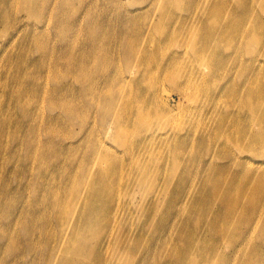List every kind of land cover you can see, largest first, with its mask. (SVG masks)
<instances>
[{"label":"rangeland","instance_id":"1","mask_svg":"<svg viewBox=\"0 0 264 264\" xmlns=\"http://www.w3.org/2000/svg\"><path fill=\"white\" fill-rule=\"evenodd\" d=\"M232 2L221 0L220 3L229 5ZM205 3H209L207 9H204ZM252 3L255 5V0ZM215 7H220L217 0H0V211L6 207L2 199L7 203L15 202L12 217L8 212V218L2 220L0 217V240L6 228L13 231L6 250H0V263L39 264L33 252L19 250L29 238L21 227L23 221L29 224L26 226L31 230L30 240L34 242L36 252H41L44 246L60 244L62 223L55 219L48 202L51 194L59 195L63 191L58 213L76 208L75 203L66 200L73 188L69 177L76 178L86 171L94 176L102 170L100 164L105 162L113 167L109 171L122 173L126 178L130 171H136L134 167H124L136 163L138 159H133L134 156L140 158L142 154L143 158L139 159L142 161L147 152L151 157L150 151L156 153L147 161L150 165L147 173L157 175L159 185H151L149 198L154 203L148 204L153 206L158 221L167 214L166 224L170 219V225L175 226L170 231L168 225L163 226L166 232L163 234L159 233V227L151 229L145 216L137 217L145 204L139 201L144 187L137 185L131 197L128 196L130 187L119 179L114 203H102L95 210L93 231H99L107 221L105 231L113 233L122 216L130 212L124 231L130 234L136 228L133 237L139 244H136V252L125 249L124 256L134 260L133 264H202L206 249L210 262L205 264H216L217 252L225 254L226 259H233L232 253L241 249L240 253L249 247L250 241H256L264 248L263 218L256 231L241 237L244 239L242 246L237 243L232 246L230 237L222 239L216 234L220 227H224L223 232L242 227L243 217H227L226 209L230 208L231 213L250 211L248 203L225 206L230 197L235 199L237 195V189L233 187L217 185L223 186L218 188L222 192L228 189V193L220 194L221 199L215 198L213 203H190L187 199L181 203L182 198L171 205L166 201L162 202L165 206L161 203L166 199L160 190L163 180L186 178L184 170L187 168L192 181L198 183L202 177L215 172V162L228 164L236 157L254 164L261 161L262 172L256 185L259 184L264 192V154H260L264 150L263 143L256 144L253 149L245 143L246 149L253 153L240 152L235 146L236 153L230 151L233 145L228 133H222L218 142L223 143L224 150L230 151H225L230 156L219 159L217 154H211L216 142L210 151L201 148L199 129L187 121L194 118L198 123V116L206 117L209 111H201L205 106L196 99L199 97L197 89L189 88L192 78L205 79L200 90L202 100L220 91L222 98H226L225 88L242 89L251 77L246 73L243 76L241 72L249 71L257 64H245L241 59L245 56L247 61L251 60L250 50L239 48L242 40L237 33L246 27L233 18L229 20L224 13L236 15V9L226 6L223 12ZM260 14L262 19L258 29L264 32V12ZM245 18L248 23H253L250 11L246 12ZM234 34H237L236 38L232 39ZM88 39L92 40L93 47L87 43ZM140 48L146 51L143 57L146 65L142 67H138L143 62L138 64L137 58ZM180 56L184 57L181 63L177 62ZM201 59L211 68H202L199 65ZM72 68L80 70L81 74L72 73ZM173 75L177 77L172 78ZM263 83L264 79L257 82L249 98L264 99ZM152 87L154 92L147 93L146 89ZM69 91L71 94L67 96ZM62 97L71 102V118L65 117L61 108L56 107L57 100ZM109 101L112 102L110 105ZM226 105L229 109L225 117L239 114V106ZM159 108H165L170 114L156 122L159 118L154 110ZM23 111H27V116L22 115ZM258 112L264 115V107ZM106 113L108 117L104 116ZM170 116L172 122H166ZM240 116L243 119H238V124L244 126L250 139L249 129L256 130L257 127L251 126L245 114L240 112ZM171 125L177 131L171 130ZM211 128H214L213 122ZM127 131L131 133L130 138ZM138 131L142 134L153 131L157 135L148 139L151 144L148 143L142 152L131 144L133 134ZM126 148L130 155L124 152ZM178 149L182 151L176 153ZM203 149L206 154L201 153ZM96 151L97 155H104L100 161L95 160ZM160 156H164L165 161L155 160ZM220 173L233 175L230 168L221 169ZM246 177L250 176L243 178ZM216 181L224 183L222 176ZM176 193L173 189L167 191L168 196ZM259 200V204L264 205V197ZM34 201L38 203H32ZM31 206L36 209L35 215L25 216L24 208ZM205 210L207 213L203 212ZM200 212H203L201 216ZM10 217L9 226L6 219ZM41 219L45 221L43 229L38 224ZM180 219L184 221L177 224ZM81 223L83 228L88 225L86 220ZM180 224L186 225L182 234L189 240L191 230L203 226L204 249L199 244L192 248L183 246L175 233ZM11 238H17L14 248L9 246ZM148 247L150 250L147 251ZM162 248L167 252H161ZM9 250L16 255L8 257ZM100 253L101 250L98 255ZM98 255L94 261L88 259L87 264H97ZM103 255L112 264L106 250ZM70 256L78 259L72 253ZM177 256L179 261L174 260Z\"/></svg>","mask_w":264,"mask_h":264},{"label":"bare ground","instance_id":"2","mask_svg":"<svg viewBox=\"0 0 264 264\" xmlns=\"http://www.w3.org/2000/svg\"><path fill=\"white\" fill-rule=\"evenodd\" d=\"M253 0H242L240 2L239 0H233V2L229 5H224L221 2V0H217V3L220 7H215L216 9H221L224 12V7L226 6H233L236 9V15L233 13H226V17L230 20L233 18V21L240 22L241 26H245L246 28L243 29V31L237 33L239 35L240 40H242V45L240 42L239 48L241 49V46L244 48H248L250 51L248 52L249 58L251 57L250 61H247L245 56L241 57L242 61L245 64H256L255 67L250 69L246 72H241L244 76L245 73L248 74L251 78L248 80V82L243 86L242 89L235 88L231 86H227L225 88V92L227 94L226 98H222V91L217 92L215 94L209 95L207 99L202 100L200 98V90H201V84L205 82V79L203 77H197L192 78L189 81V88H195L197 89L196 95L199 97H196V99L205 106L201 111L206 112V109H209L207 113V116H203V114L198 116V123L194 118H189L187 121L190 122L193 126H195L199 131L197 132V135L200 137V147L204 148L206 150H211L212 146L215 144L214 152L211 154H217L219 159L221 157H229L230 154H226L224 148L221 147L223 143L218 142V138L222 136V133H228L230 143L233 145L232 149L230 151H235V146H238V149L240 152H248L253 153V150H248L244 146L245 143H249L250 149H253L256 144L260 145L259 143H263L264 145V115L258 114V109L261 107H264V99H257V98H249L253 94L254 87L256 86L257 82L259 80L264 79V61L262 62V58H264V32L260 31L258 29L259 24L261 23L260 19L261 14L260 12H264V0H255V5L252 3ZM209 5V3H208ZM206 3L204 5V9H207L208 6ZM247 11L251 12L253 23H248L247 19L245 18V14ZM264 25V24H263ZM234 34L232 39L236 38V35ZM92 37V33L90 34V39ZM89 40V39H88ZM87 43L91 44L93 47L92 40L87 41ZM146 44V43H143ZM245 45V46H244ZM142 47V44L141 46ZM178 52V51H177ZM146 51L144 48H140L138 58V64L140 62L142 67L145 66L146 63L143 61V57L145 56ZM184 59L182 56L179 57L177 62L181 63V61ZM197 60V59H194ZM170 62V60H169ZM202 62V63H201ZM201 62L199 61V65L202 66V68L206 67L211 68V66H208L205 61L201 59ZM70 64V61H68ZM136 64V65H138ZM71 65V64H70ZM82 71V70H81ZM216 72H218V68L215 69ZM84 72V71H83ZM72 73L74 74H81L80 70H76L72 68ZM173 74V73H172ZM177 77L176 75H173L172 78ZM236 80L237 79H233ZM264 86V83L262 84ZM191 89V90H192ZM146 92L151 94L154 92V88H147ZM71 92L69 91L67 93V96H69ZM181 100H179L180 102ZM178 102V103H179ZM109 105L112 103L111 101L108 102ZM119 102L117 101L116 104ZM227 103L230 104L232 107L239 106V114L233 115L231 117H225V113L228 111L229 108L227 107ZM56 107L61 108L62 113L65 117L71 118L72 115V106L71 102H68L65 97H62L57 100ZM154 110L155 116L159 119L155 120L156 122L161 121L163 118L168 117L170 114L169 111L165 110L163 108L161 111ZM240 112L242 114H245L249 117L251 126L256 125L257 129H249L251 133L250 139L247 137L246 130L243 125L238 124V119L242 120L240 116ZM255 112V113H254ZM23 116H27V111L22 112ZM105 117H108L109 114L106 113L104 115ZM140 117V114H138V117ZM173 118L170 116L166 122H172ZM212 122L214 123V128H211ZM168 126V124H166ZM171 130H175V127L171 125ZM168 133V131H167ZM126 134L131 136L130 132H126ZM169 134V133H168ZM235 134V135H234ZM134 138L131 139L132 147L135 149H138L139 152H142L146 149V145L150 143L148 139L152 136L153 138L157 136L153 131L148 132L146 134H142L141 132H136L133 134ZM136 144V145H135ZM151 144V143H150ZM104 148V147H103ZM2 149V145L0 144V150ZM183 149V148H182ZM182 149H178L175 152L179 153L182 151ZM202 150L201 153L206 154V150ZM224 151V152H223ZM229 151V152H230ZM124 152H127L128 155H130V151L128 148L124 149ZM156 152H149V155H154ZM237 153V152H236ZM246 154V153H243ZM264 154V150L260 153ZM97 151L95 152V160H101V158L104 156L103 154H98L97 157ZM248 155V154H246ZM107 157L109 155H106ZM146 158L142 161H140L143 156L140 155V158L137 156H134L133 159H138L135 164H130L128 167L124 168H135L133 171H130L127 177L122 173L112 172L109 171L113 167H109L105 162H102L100 164V168L102 170H99L98 173H96L94 176L89 171H86L81 173V175L76 176V178L69 177V182L73 184L72 190L69 192L68 195H66V200L72 203H75L76 208L72 211L66 210L63 212L57 211V208L61 203H59L62 199V196L64 194L63 191L58 193L51 194V198L48 203H51L52 213L55 216V219L57 218L62 223V231H61V241L59 245H49L44 246L41 250V252L35 251V245L34 242L30 240V237L32 234H30L31 230L26 225H29L25 221L22 222V229L25 235H29V238L27 242L19 249L21 250H29L30 252L34 253V259L39 264H87V260L90 259L91 261H94L97 258V255L99 251L101 250V253L98 255L97 264H109L107 258L103 255L104 250H106L109 254L110 262L112 264H133L134 260H128L126 256H124L125 249H129V251L136 252L138 246L136 244H139V242L133 237V234L135 232L136 228H133L130 232V234L125 233V228L127 226V221L129 218V213L126 212L122 218L121 222L119 223V226L116 231H113V233H108V231H105L107 229L108 223L101 227V229L97 232L93 231V224L95 216V210L100 206L102 203H114V194L117 192V187L120 185L118 184L117 180L121 179V183H125L126 187H130V190L128 191V196L133 197L134 195V188L138 186L144 187V192L142 193V200L139 201L141 203H145L142 206L141 214L138 213L137 217L142 219L143 216H145L144 219L145 222L147 221V224L151 229H155L156 227H159L158 230L160 234L166 233L163 229V226L168 225V231L172 229L175 225H170V219L168 221V224H166V220L164 219L167 214L163 215L162 218L158 221L154 214V208L153 206H150L148 203H154V201L151 198V185H159L156 181L158 180L157 175L154 176L152 174L147 173V169L150 167V165L147 163L151 157L147 155V152L145 154ZM177 155H175L176 157ZM263 156V155H260ZM164 156H160V158H155V160L158 161H165ZM213 159V157L211 156ZM132 159V160H133ZM140 159V160H139ZM242 158L236 157L235 159H231L228 161V164H220V162H215V172L202 177V180H200L198 183L192 181L191 179V172L186 170L185 168L184 173L185 177L183 179H179L176 181L172 180H163L161 184H163L162 188L160 189L162 191V195L166 198L161 200V203L163 201H166L167 204L170 203H177L181 198V203H185V200L187 199V202L190 201V203H213V199H221L220 194H226L228 193V189H226L224 192L220 191L218 188L223 186H217V185H228L230 187H233L237 189V195L235 196V199H232L230 197V200L228 203H225L227 207H230L232 203H248L250 204V211L249 212H243V211H235L233 213L230 212V208L226 209L225 216L227 217H235L237 215H240L243 217L242 220V227L240 229H233L226 230L223 232L224 227H220L218 230H216V234L224 239L226 236L230 237L231 239V245L232 246H242L243 240L241 239L242 236L248 237L249 234L257 229L258 222L260 218L264 219V205H261L260 198L262 199L264 197V192H262L261 186L258 184L256 185L257 180L259 179V176L262 172L261 168L262 165L260 160H257V164L251 163L248 159L241 160ZM214 163L213 161H210ZM206 162V163H210ZM217 163V164H216ZM166 165V164H164ZM187 167V166H186ZM211 167V166H209ZM230 168L233 175H229L228 173H220L221 169H227ZM108 169V170H105ZM245 175L253 176V177H246L243 178ZM218 176H222L224 183L220 184V182L216 181ZM234 176V177H232ZM238 176H241L238 177ZM109 179V181L107 180ZM240 179V180H239ZM133 186V188H131ZM191 187V188H190ZM175 190L177 193L173 196H168L167 191L168 190ZM184 192V194L182 193ZM188 192L187 196L186 193ZM209 192L211 193L209 195ZM5 194V192L2 193V195ZM150 197V198H149ZM258 197V198H257ZM149 198V202H147V199ZM224 200V199H223ZM215 202V200H214ZM32 203L37 204V201H34ZM1 204V203H0ZM2 204H6V207L0 211V217L8 218L7 212L11 215L13 214L15 202L7 203L4 199H2ZM35 204L33 206H35ZM163 206H165V203H162ZM171 205V204H170ZM31 206L30 208H24L25 216H30V214L35 215L36 209ZM141 207L139 206V209ZM54 210V211H53ZM204 213H207V211H203ZM203 212H200V216ZM51 213V214H52ZM104 217L106 218L107 213L104 212ZM199 213H197L198 215ZM212 216L213 214H209ZM6 219L7 224L10 226L11 219ZM110 217V215H109ZM34 216L32 219L34 220ZM107 219V218H106ZM262 219V220H263ZM81 220H86L88 225L86 228H83ZM188 220V219H187ZM257 220V224L256 223ZM181 221H184V219H180L177 224ZM39 228L43 229L45 227V221L41 219L39 222ZM137 225H141V221H137ZM203 226H197L193 230H191L192 238L189 240L184 237L182 234L183 229L186 228L185 224H180L179 228L176 230V236L179 239V241L182 242L183 246L185 247H193L196 244L200 245V248L204 249V241L202 240L201 235H204L205 229L202 228ZM145 229V226H143ZM212 229V228H210ZM215 230V229H214ZM2 238L0 240V250L4 248L6 250L7 247V241L9 237L13 236V231L6 228V230L2 231ZM264 232V229H263ZM21 234V233H20ZM19 234V235H20ZM17 236V238L19 237ZM24 235V234H23ZM24 235V236H25ZM166 236V235H165ZM17 238H11L9 240V243L11 248H14L15 241ZM137 247V248H136ZM191 247V248H192ZM183 248V247H182ZM150 250V248H147V251ZM236 250V247L233 251ZM241 249H239L240 251ZM215 251V250H214ZM233 252L232 256L233 259H226L225 254H221L220 252L216 253V256L218 258L216 264H264V248L262 245L258 244L256 241H250L249 247L244 248L240 253ZM161 252H167L165 249H161ZM70 253L78 257V259L72 258L70 256ZM239 253V254H237ZM16 254L12 253L10 250L8 252V257L15 256ZM202 256L205 259V262H202V264H205L206 262H210L208 256H210L209 252L206 250L203 251ZM203 257L200 258V260L203 261ZM224 258L226 260H224ZM175 261H179L180 257L177 256ZM240 260V262H239ZM238 261V263H237ZM0 264H7L6 261L1 262ZM32 264V262H31Z\"/></svg>","mask_w":264,"mask_h":264}]
</instances>
